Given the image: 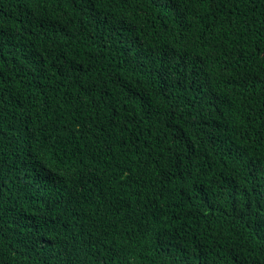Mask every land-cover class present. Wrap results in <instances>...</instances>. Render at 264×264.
Segmentation results:
<instances>
[{
    "label": "trees",
    "instance_id": "16d2710c",
    "mask_svg": "<svg viewBox=\"0 0 264 264\" xmlns=\"http://www.w3.org/2000/svg\"><path fill=\"white\" fill-rule=\"evenodd\" d=\"M0 264H264V0H0Z\"/></svg>",
    "mask_w": 264,
    "mask_h": 264
}]
</instances>
